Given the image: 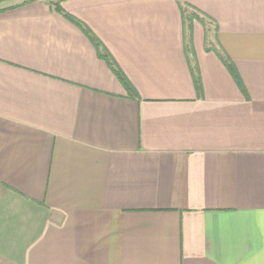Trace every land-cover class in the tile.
I'll return each instance as SVG.
<instances>
[{
    "label": "crops",
    "instance_id": "1",
    "mask_svg": "<svg viewBox=\"0 0 264 264\" xmlns=\"http://www.w3.org/2000/svg\"><path fill=\"white\" fill-rule=\"evenodd\" d=\"M8 1L0 264H264V0Z\"/></svg>",
    "mask_w": 264,
    "mask_h": 264
},
{
    "label": "trees",
    "instance_id": "2",
    "mask_svg": "<svg viewBox=\"0 0 264 264\" xmlns=\"http://www.w3.org/2000/svg\"><path fill=\"white\" fill-rule=\"evenodd\" d=\"M54 8H55V10L60 11L58 5H56V7H54ZM181 11L183 13V21L184 20L186 21V17L184 15L185 9H181ZM60 12L63 13L62 11H60ZM63 15L65 16L66 19H68L69 21H71L72 23H74L76 26H78L82 30V32L91 40V42L93 43L95 49L97 50V53H98L99 57L103 58L107 62V64L109 65L111 71L115 74V76L121 82V84L123 85V87L125 88V90L127 92H129V93L130 92H133L132 87L129 84V82L126 80V78L123 76V74L116 68V66L113 63V61L111 59H109L107 53L104 51V49H102V47L99 44V42L97 41V39L90 33V31L85 26H83L78 21H76L73 17H71L70 15H68L66 13H63ZM197 19H198V17H196V20ZM188 27L190 28V25ZM227 67L231 71V73L234 74V71L232 69V66L227 63ZM195 83H197V82L195 81Z\"/></svg>",
    "mask_w": 264,
    "mask_h": 264
},
{
    "label": "rangeland",
    "instance_id": "3",
    "mask_svg": "<svg viewBox=\"0 0 264 264\" xmlns=\"http://www.w3.org/2000/svg\"><path fill=\"white\" fill-rule=\"evenodd\" d=\"M9 1L5 2V3H8ZM4 3V2H3ZM53 6L55 5H58V2L52 4ZM54 6V7H55ZM0 7H2V3L0 4ZM186 17V21L187 24H189L193 19H196V17H198L196 14H194L192 11L189 10L188 13H186L185 15ZM207 26H208V30L211 32V34L209 33L208 34V37H212V34H213V28H212V24H210L209 22H207Z\"/></svg>",
    "mask_w": 264,
    "mask_h": 264
},
{
    "label": "water",
    "instance_id": "4",
    "mask_svg": "<svg viewBox=\"0 0 264 264\" xmlns=\"http://www.w3.org/2000/svg\"><path fill=\"white\" fill-rule=\"evenodd\" d=\"M6 1H8V0H0V4L3 3V2H6Z\"/></svg>",
    "mask_w": 264,
    "mask_h": 264
}]
</instances>
